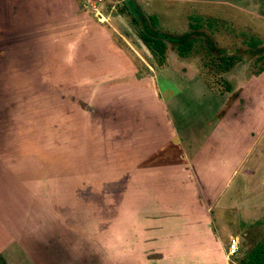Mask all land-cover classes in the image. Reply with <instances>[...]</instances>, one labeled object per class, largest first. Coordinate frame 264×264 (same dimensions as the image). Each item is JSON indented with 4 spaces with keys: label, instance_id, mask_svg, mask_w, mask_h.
Masks as SVG:
<instances>
[{
    "label": "rangeland",
    "instance_id": "1",
    "mask_svg": "<svg viewBox=\"0 0 264 264\" xmlns=\"http://www.w3.org/2000/svg\"><path fill=\"white\" fill-rule=\"evenodd\" d=\"M147 27L167 45L160 60L141 39ZM0 31L7 264H152L144 252L125 261L123 240L140 236L127 228L133 218L153 217L154 189L144 197L147 187H139L125 208L114 171L127 167L128 146L139 149L145 117L159 121L165 112L180 142L191 138L198 149L217 131L232 156L221 177L234 197L209 212L211 228L191 235L210 232L225 255L238 236L230 264L264 241V0H0ZM190 40L183 58L179 47ZM225 57L236 63L226 74ZM226 116L236 135L238 121L252 126L236 145L222 127ZM172 149L165 145L159 157L177 158ZM193 202L180 198L174 208Z\"/></svg>",
    "mask_w": 264,
    "mask_h": 264
},
{
    "label": "crops",
    "instance_id": "2",
    "mask_svg": "<svg viewBox=\"0 0 264 264\" xmlns=\"http://www.w3.org/2000/svg\"><path fill=\"white\" fill-rule=\"evenodd\" d=\"M246 87L244 90L247 89ZM244 96L243 94L242 98ZM163 104L169 106V103L163 102ZM163 114L162 120L159 121H157V117L154 119L151 116L145 117V122H141V126H139V149L133 153L131 146H128L123 157L128 161L127 167L124 166L123 170L114 171L118 176L117 184L120 187L116 196L118 199L124 198L125 208L126 204H130L136 197L139 187H147L144 197H151L154 189L156 200V209L152 211L153 217H135L132 219L133 222L135 221L133 225L130 222L127 223L130 226L127 228L138 230L140 236L123 240L125 247L123 258L125 261H132V256H141L144 252L147 255L142 256L152 259V264L166 262L170 264H230L232 257L221 251L220 243L217 242L216 237H212L210 232H208V237H205L204 231L191 235V229L204 230L207 224H210L211 228L212 221L208 217H212V215L209 212L216 211L218 214V209L222 208L218 204L223 199L228 201L234 197V195H228L226 190L230 182L223 186L221 177L225 165L229 163L228 158L231 159L232 156L225 157L223 154L225 145L220 141L221 135L217 141L214 137L219 134L217 131L216 135L209 139V142L203 143L198 149L193 147L191 138H183L180 142L177 139L178 131L170 112L169 116L166 112ZM142 117L140 116V118ZM225 118L222 127L228 133H235L234 138L237 136L235 145L237 141L243 137L246 138L245 136L251 133V124L243 123V125V121H238L237 125L240 128L237 129L241 132V136L236 135L233 129L231 131V124L227 122L229 116ZM225 126L229 128L226 129ZM226 131H221L220 134H226ZM129 138L131 140L130 136ZM175 141L176 143H174ZM170 144L173 151H178L177 147L184 149L182 155L180 156L181 150H179L177 158L159 157L162 148ZM211 145L213 148H210ZM231 150L233 149L231 148ZM132 156H138L140 160L133 164ZM214 161L217 162L214 163ZM114 177H116L115 174ZM180 185H182L181 191ZM167 192L172 195L169 201H165L162 195ZM141 197L143 195L140 189ZM180 198L190 202L192 199L194 202L183 210L174 208ZM141 203L142 201H140ZM161 203L163 205H160ZM143 208L142 205L139 212L149 214L148 210L144 211ZM133 211H136V207ZM160 215L165 216L161 217ZM203 219H206V222L202 221ZM181 221L186 225L181 224ZM130 249L131 251H129Z\"/></svg>",
    "mask_w": 264,
    "mask_h": 264
},
{
    "label": "trees",
    "instance_id": "3",
    "mask_svg": "<svg viewBox=\"0 0 264 264\" xmlns=\"http://www.w3.org/2000/svg\"><path fill=\"white\" fill-rule=\"evenodd\" d=\"M151 25L152 27H155L156 23L152 22ZM147 31L148 32H144L141 35L142 41L145 43L146 47L149 49L154 58H156L157 60H160V58H164L167 50L165 41L157 36L155 32L151 31V28L147 27ZM257 42L259 41L255 40L251 44L255 45ZM193 46L194 42L191 40L182 44L179 47V55L183 58L187 57L191 53ZM221 60L226 64V67L223 68L222 73H230L236 65L235 60L231 57H225ZM220 67L222 68V65H220ZM263 72L264 68L259 74ZM0 264H7L6 260L2 256H0ZM241 264H264V241L258 244L252 251L247 253L241 260Z\"/></svg>",
    "mask_w": 264,
    "mask_h": 264
},
{
    "label": "built area",
    "instance_id": "4",
    "mask_svg": "<svg viewBox=\"0 0 264 264\" xmlns=\"http://www.w3.org/2000/svg\"><path fill=\"white\" fill-rule=\"evenodd\" d=\"M240 251V238L238 236H234L230 240L229 245V256L234 257L239 254Z\"/></svg>",
    "mask_w": 264,
    "mask_h": 264
}]
</instances>
